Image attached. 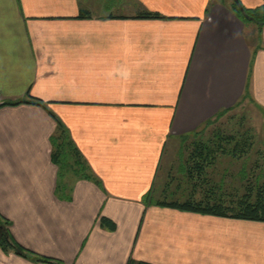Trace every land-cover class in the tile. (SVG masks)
I'll list each match as a JSON object with an SVG mask.
<instances>
[{
    "label": "crops",
    "instance_id": "0c3cea01",
    "mask_svg": "<svg viewBox=\"0 0 264 264\" xmlns=\"http://www.w3.org/2000/svg\"><path fill=\"white\" fill-rule=\"evenodd\" d=\"M233 3L0 0V104L44 105L0 107V221L58 262L0 246V264H264V221L143 200L170 141L264 106V26ZM59 125L82 175L52 157Z\"/></svg>",
    "mask_w": 264,
    "mask_h": 264
},
{
    "label": "rangeland",
    "instance_id": "374dc122",
    "mask_svg": "<svg viewBox=\"0 0 264 264\" xmlns=\"http://www.w3.org/2000/svg\"><path fill=\"white\" fill-rule=\"evenodd\" d=\"M216 132L230 135L233 139L222 142L225 149L215 147L213 153L207 154L201 176L198 175L193 182L187 181L188 167H193L196 163L190 156L194 142L208 139L215 141L212 137ZM241 146H244L243 150L240 149ZM231 148H236L238 153L232 154ZM70 158L72 161L73 156ZM165 183L167 185L163 186ZM262 187L264 106L247 101L224 114L203 133L187 139L185 144L182 139L170 141L161 161L159 182L155 186L157 192L153 197L154 200L183 201L192 194L196 199H201L204 198L203 195L212 192L213 195L219 196H241L248 188H252L254 197L258 189H264Z\"/></svg>",
    "mask_w": 264,
    "mask_h": 264
},
{
    "label": "trees",
    "instance_id": "16d2710c",
    "mask_svg": "<svg viewBox=\"0 0 264 264\" xmlns=\"http://www.w3.org/2000/svg\"><path fill=\"white\" fill-rule=\"evenodd\" d=\"M233 5L235 10L238 12V14L242 17L244 21L245 20L253 21L257 25L258 29L264 26V4H262L261 6L255 9H247L244 8L242 5L243 8L242 10L237 7L236 3H233ZM137 16L158 17L159 15L155 13L147 12V13H139ZM20 102H28V103L44 106L41 101L37 100L36 98H31L28 101L23 100L19 102H4L0 104V107L4 105H15ZM228 112L229 110L220 111L213 119L207 121L197 131H195L191 135H184L182 137V143L185 144L187 139L192 137L195 138L197 135L203 133L210 125H213L217 120H219L224 114ZM212 139L215 141H211L210 139H208L206 141L199 140L198 142L197 141L194 142V148L190 156L192 160L193 159L196 160V163L193 167H188L189 171L187 172V178H186L187 181L193 182L196 178H198V175L201 176L202 170L204 169L203 165H205L203 164L204 160L207 161L206 155L209 153H213L215 151V147H218V149L220 148L225 149V147H223L222 142H228L229 140L233 139V137L230 135L225 136L221 132L220 133L216 132L212 137ZM53 146H54V151L52 154L53 159H55L56 162H60V165L64 166L63 168L66 167L69 168V166H71L73 167L72 170H74L75 174L82 175L81 172L84 170L83 160L80 154L77 152L76 147H74V145L69 142L68 135L60 125L58 126L57 134L53 138ZM243 147L244 146H241L240 149L243 150ZM230 152L232 154L238 153L236 148H231ZM71 156H73L72 159L73 165L70 164ZM191 168L194 170H192ZM213 193L214 192H212L209 195L206 194L204 198L201 199H196L192 194L183 201H167L166 199H164V200H155L154 202L151 197V189H150L149 192L145 194L143 200L146 205L154 203L157 205L174 207L184 211L199 212L203 214L237 218V219L264 221V189H258L256 194H254V197L252 195L253 193L252 188H248V190H246V192L241 196L228 197V196L213 195ZM99 223L101 226L108 227L109 229L114 228V223L105 217H100ZM7 224H8L7 221L1 219L0 246L3 250L7 251L8 249H12L19 255H22L24 257H29L32 260H36L40 262H46V263L57 262L54 259L34 253L22 247L21 245L17 244L11 238L8 230L6 229ZM134 264H150V263L141 261Z\"/></svg>",
    "mask_w": 264,
    "mask_h": 264
},
{
    "label": "water",
    "instance_id": "95a60500",
    "mask_svg": "<svg viewBox=\"0 0 264 264\" xmlns=\"http://www.w3.org/2000/svg\"><path fill=\"white\" fill-rule=\"evenodd\" d=\"M235 3H236V5H237V7L239 8V9H243L242 8V4L239 2V0H233Z\"/></svg>",
    "mask_w": 264,
    "mask_h": 264
}]
</instances>
